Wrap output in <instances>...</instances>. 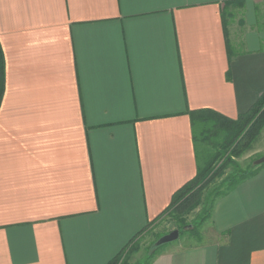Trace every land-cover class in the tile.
<instances>
[{
  "label": "crops",
  "instance_id": "1",
  "mask_svg": "<svg viewBox=\"0 0 264 264\" xmlns=\"http://www.w3.org/2000/svg\"><path fill=\"white\" fill-rule=\"evenodd\" d=\"M0 44V264H109L264 95V0H0ZM208 219L153 264H264V167Z\"/></svg>",
  "mask_w": 264,
  "mask_h": 264
},
{
  "label": "rangeland",
  "instance_id": "2",
  "mask_svg": "<svg viewBox=\"0 0 264 264\" xmlns=\"http://www.w3.org/2000/svg\"><path fill=\"white\" fill-rule=\"evenodd\" d=\"M216 124V122H209L207 127L210 129L212 134L214 130L212 127ZM198 125V130L200 129V125ZM215 133V132H214ZM209 139V138H208ZM207 139V145L205 147V151L207 150L209 166L212 168H224L223 175L218 176L215 179L213 178L211 183L205 185L203 190V198L207 201L202 202V204L196 208V210L190 214L185 213L182 218L186 219V224L180 228L179 219L180 215L175 213H170L164 216L163 220L156 225H153L146 235H144L140 241L138 242L135 249L130 251V253L126 256L125 259L121 261V264H144L145 262L150 260V254L154 250V244L167 236L174 231H179V239L173 243L166 244L161 250L158 252V256L165 254L171 250L179 249L184 244H194L197 241L200 233H202V228L206 227L208 223V216L210 210L212 209V204H215L216 200H218L221 196L227 193L230 188L229 183H227L226 179L231 177L233 174L242 175V173H246L250 167H264V165L256 166V161L260 160L264 157V127L258 133L254 143L252 144L250 150L246 151L239 158H234V164L228 163L229 156H232L227 149L226 145L223 142L217 139ZM207 167V168H208ZM214 207V205H213ZM204 221V222H203Z\"/></svg>",
  "mask_w": 264,
  "mask_h": 264
},
{
  "label": "trees",
  "instance_id": "3",
  "mask_svg": "<svg viewBox=\"0 0 264 264\" xmlns=\"http://www.w3.org/2000/svg\"><path fill=\"white\" fill-rule=\"evenodd\" d=\"M6 89L5 84V61L3 56L2 47L0 44V107L2 100L4 98ZM221 124L218 125L215 133L212 134L211 131L208 129L201 135L203 140H210L212 138L217 139L220 142L222 141L223 144L226 145L227 149H229L232 156H229L228 163L234 164L232 161L235 157L239 158L243 155L244 152L250 150L252 144L254 143L258 133L264 127V95L262 98L254 105V107L250 110L248 115L245 117L240 118L238 121H227V123L221 128ZM223 169L221 167L212 168L209 166L205 170H201L198 173L197 177L184 189H182L174 198L171 208L169 209L168 214L175 213L179 214L180 218L184 216L185 213L190 214L198 208L202 202L207 201L208 199L204 200L203 198V190L205 185L211 183L212 179L222 176ZM260 167H250L246 173H242V175L238 176L233 174L231 177L226 179L227 183H229L230 188L227 192L232 191L234 188L237 187L242 181L255 176ZM210 210L209 216L213 210ZM164 215V216H166ZM164 216L162 217L163 220ZM160 220L156 223L158 224ZM204 222V221H203ZM154 224V225H156ZM180 228L186 224V219L182 218L179 219ZM153 225L149 226L147 229L139 233L128 245L125 247L122 252L113 259L109 264H121V261L126 258V256L135 249L140 239L146 235L148 230ZM163 246H156L154 244V250L150 254V260L145 262L144 264H153L154 261L157 259L158 252L161 250ZM140 264V263H139Z\"/></svg>",
  "mask_w": 264,
  "mask_h": 264
},
{
  "label": "water",
  "instance_id": "4",
  "mask_svg": "<svg viewBox=\"0 0 264 264\" xmlns=\"http://www.w3.org/2000/svg\"><path fill=\"white\" fill-rule=\"evenodd\" d=\"M255 165L256 166L264 165V157L261 158L260 160L256 161ZM178 239H179V231H174L173 233L161 238L158 241L157 246L160 247V246H163V245H166V244H170V243H173V242L177 241Z\"/></svg>",
  "mask_w": 264,
  "mask_h": 264
}]
</instances>
